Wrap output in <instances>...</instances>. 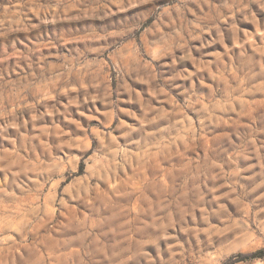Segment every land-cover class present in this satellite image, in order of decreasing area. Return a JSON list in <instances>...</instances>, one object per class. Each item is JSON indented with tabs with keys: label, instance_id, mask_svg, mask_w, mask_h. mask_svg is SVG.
<instances>
[{
	"label": "rangeland",
	"instance_id": "rangeland-1",
	"mask_svg": "<svg viewBox=\"0 0 264 264\" xmlns=\"http://www.w3.org/2000/svg\"><path fill=\"white\" fill-rule=\"evenodd\" d=\"M0 264H264V0H0Z\"/></svg>",
	"mask_w": 264,
	"mask_h": 264
}]
</instances>
